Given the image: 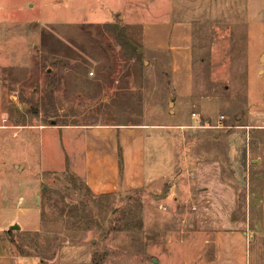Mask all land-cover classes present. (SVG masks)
<instances>
[{
    "label": "rangeland",
    "instance_id": "374dc122",
    "mask_svg": "<svg viewBox=\"0 0 264 264\" xmlns=\"http://www.w3.org/2000/svg\"><path fill=\"white\" fill-rule=\"evenodd\" d=\"M263 103L264 0H0V264H264Z\"/></svg>",
    "mask_w": 264,
    "mask_h": 264
},
{
    "label": "crops",
    "instance_id": "0c3cea01",
    "mask_svg": "<svg viewBox=\"0 0 264 264\" xmlns=\"http://www.w3.org/2000/svg\"><path fill=\"white\" fill-rule=\"evenodd\" d=\"M254 134L256 136L255 138V146H259L261 148H264V103L260 106H256L254 111ZM246 127H250L247 126ZM246 129V128H245ZM251 133V131H250ZM260 158H257L256 161L259 162ZM4 248L1 243L0 238V258L4 257Z\"/></svg>",
    "mask_w": 264,
    "mask_h": 264
},
{
    "label": "built area",
    "instance_id": "2783aa9c",
    "mask_svg": "<svg viewBox=\"0 0 264 264\" xmlns=\"http://www.w3.org/2000/svg\"><path fill=\"white\" fill-rule=\"evenodd\" d=\"M192 117L195 119L196 125L193 127H198V128H213V129H219V128H226L227 126L224 124V115H220L219 118L217 119L216 123L213 125H203L201 116L200 114L194 112L192 113Z\"/></svg>",
    "mask_w": 264,
    "mask_h": 264
},
{
    "label": "water",
    "instance_id": "95a60500",
    "mask_svg": "<svg viewBox=\"0 0 264 264\" xmlns=\"http://www.w3.org/2000/svg\"><path fill=\"white\" fill-rule=\"evenodd\" d=\"M52 124H54V121H53V123ZM16 228H18V226L17 225H15V226H13L12 227V229H16Z\"/></svg>",
    "mask_w": 264,
    "mask_h": 264
}]
</instances>
